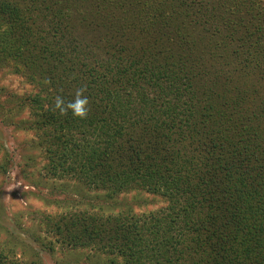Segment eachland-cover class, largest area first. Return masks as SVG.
I'll return each instance as SVG.
<instances>
[{
	"label": "trees",
	"instance_id": "obj_1",
	"mask_svg": "<svg viewBox=\"0 0 264 264\" xmlns=\"http://www.w3.org/2000/svg\"><path fill=\"white\" fill-rule=\"evenodd\" d=\"M6 66L36 91L0 86V114L27 109L17 128L88 200L46 217L65 248L96 264H264V0H0ZM82 86L87 118L61 116L55 97ZM134 189L167 205L135 214L118 198ZM15 248L0 264L39 263Z\"/></svg>",
	"mask_w": 264,
	"mask_h": 264
},
{
	"label": "rangeland",
	"instance_id": "obj_2",
	"mask_svg": "<svg viewBox=\"0 0 264 264\" xmlns=\"http://www.w3.org/2000/svg\"><path fill=\"white\" fill-rule=\"evenodd\" d=\"M0 86L19 95L36 91V87L11 66L0 68ZM25 119H30L27 109L8 121L0 114V165L9 161L7 172L0 169V245L16 246L15 251L20 256L26 252V257L38 259V264H96L87 260L92 252L65 248L46 224L47 216L79 211L89 205L85 204L88 200L85 202L79 196L81 185L76 181L53 178L47 172V160L34 146L36 134L18 129L14 122ZM66 183L68 186L60 188ZM74 185L78 186L77 190ZM118 198L139 215L167 205L164 197L145 189L130 190ZM37 253L39 258L33 257Z\"/></svg>",
	"mask_w": 264,
	"mask_h": 264
},
{
	"label": "clouds",
	"instance_id": "obj_3",
	"mask_svg": "<svg viewBox=\"0 0 264 264\" xmlns=\"http://www.w3.org/2000/svg\"><path fill=\"white\" fill-rule=\"evenodd\" d=\"M87 91L86 86H82L74 93V98L65 100L61 95H57L54 99V109L59 112L61 116L67 115L71 112L74 118L86 119L89 114V97L85 95Z\"/></svg>",
	"mask_w": 264,
	"mask_h": 264
}]
</instances>
